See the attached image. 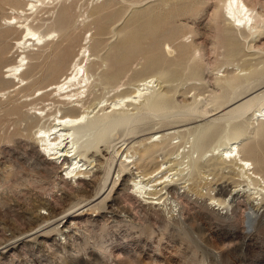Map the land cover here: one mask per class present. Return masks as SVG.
Returning <instances> with one entry per match:
<instances>
[{"label":"rangeland","instance_id":"374dc122","mask_svg":"<svg viewBox=\"0 0 264 264\" xmlns=\"http://www.w3.org/2000/svg\"><path fill=\"white\" fill-rule=\"evenodd\" d=\"M57 1L40 7L37 12L24 10L21 13L19 10L22 9L17 8L24 1L0 0L1 48L8 42L1 49V52H6H0L2 58L0 77L4 76L7 64L16 62L22 51L20 45L16 44L22 37V31L15 25H8L6 19L18 16V20H24L30 17L32 25L43 32L59 29L61 13L68 12L67 15L72 16L71 25L80 19V23L77 22L72 35L70 34V41H63L58 45V41L66 38L58 32L61 37L55 33L53 36L55 41L46 47L48 49L46 51L54 50L56 54L58 53L56 55L58 58L53 57L56 62L53 69L44 68V71L31 78V83L25 87L0 83V91L5 93L3 96L0 95V264H264V183L258 182L259 179L251 183L247 175L244 177L242 173H238L240 172L237 170L238 165L224 162L220 158L217 160L218 156L209 150L216 145L217 137L214 136L202 143L207 144L201 146L203 152H193L192 146L193 133L201 124L214 117L220 119L224 117L221 122H229L230 117H225L224 114L227 111L228 99L243 92L244 95L250 96L264 94V65L258 66V73L252 71L253 75L249 73L248 61L244 59L243 62L241 58L245 57L244 54L235 57L228 53L225 44L227 35L222 34L228 29L229 23L226 19L229 15L224 8L226 0H78L79 3L77 0ZM245 1L264 17V0ZM106 2L108 5L104 6L106 8L104 11H107L110 17L106 21H99L100 15L92 12L98 5L101 7ZM12 3L16 5L13 6ZM71 4H74V8L68 9ZM151 14L155 19L159 16V22L162 23H158L160 27L158 24L154 27H159L158 34L154 33L156 29L153 31L154 28L149 27L151 26L149 22L155 20L149 17ZM144 16L151 20L148 22ZM81 17H84L82 23ZM142 19L147 23H143ZM135 22L136 24L141 22L137 26L139 30L143 28L141 32L145 31L147 34L150 28L153 33L150 31L149 36L146 34L140 36L138 34L141 32L138 29L137 34L128 32L135 31L136 27L133 28ZM100 23L104 26V31L101 30ZM82 24H85V27ZM127 27H130L128 31ZM124 28L132 37L134 35L140 37L138 40L142 39L138 41L140 45L138 43L136 45L137 54H134L136 50H133L131 53L133 55L129 57L128 64L131 70L129 74L135 79L153 78L150 87H158L157 78L154 77L159 74L157 70L159 72L160 68L148 67L152 58L158 57L161 52L172 64L181 61L178 63L181 64L180 72L177 74L176 82L174 81L177 89L174 87L171 98L176 100V105L180 104L179 107H184L183 104L186 103L192 102L196 105L194 102H200L201 108L207 107L208 115L203 117L195 115V118L192 114L187 115L188 117L172 115L169 122H166L167 125L157 124V120L151 119V122H145L147 125L145 123L141 125L134 136L130 135L126 139V145L122 147V129L116 131L108 141L109 144L100 143L98 148L91 150L90 158L100 159V164L97 165L98 160L91 162L94 167L90 169L88 176L76 182L70 174L62 171L69 165L66 164L67 161L62 162L63 158L59 161L49 159V156L44 155L38 147L36 131L41 127H50L54 122V115L50 116L51 119L43 117V114L33 118L32 113L27 112L32 105L37 111L41 110L39 112L43 111L45 114L60 115L72 110L82 113L86 108L88 111L89 109L93 111L94 108L98 111L99 107L94 105L97 102L96 95L99 98L105 93L99 81L95 83L91 95L86 98H83L86 94L78 95H81L82 101L84 100L80 103L75 101L78 96L63 99L59 92L54 91L56 95L48 88L58 81L62 74L68 72L71 61L82 45H90L91 49L100 55L105 56L106 53L111 55L120 41V34L125 35ZM118 31L120 34H115ZM75 35L76 37H72ZM64 46H67L66 49ZM241 47L246 54L257 52L256 56L260 54L259 59H264V32L259 36H250L247 40L242 39ZM155 51H158V54ZM36 52L34 50V53ZM44 58L45 55L40 62ZM28 61L29 66L38 62L37 59L30 57ZM99 63L98 61L96 63V60L95 65L93 63V70L97 75L104 69L102 63ZM156 68L158 69L155 70ZM228 72L236 73L242 78L236 82L237 85H234L235 82L231 83L234 88L224 83ZM48 74L50 76H43ZM247 76L250 78H246ZM251 76H257L258 80ZM137 83L140 81L137 80ZM16 84L17 81L14 85ZM238 84L242 86L236 88ZM39 89L48 91L39 95ZM234 89L237 90L236 94ZM223 92L225 97L221 102L224 105L216 103V106L209 103L214 93ZM83 103L84 108L81 105ZM42 109H45V112ZM175 119L176 121H171ZM239 120L232 117L230 121ZM159 126L170 132L167 141L161 143L165 146V151H156L152 161L154 163L141 165L131 163L129 168L119 175L120 155L124 154V158L125 154L129 153L134 156L128 160H137L138 147L130 146L143 137L147 141L150 133L157 131ZM146 133L147 136H143ZM155 138H158V135ZM252 139L254 138L249 140ZM110 141L116 144V150L121 147L120 155H116L115 150L109 147ZM129 141L132 143L127 145ZM159 145L154 149L157 150ZM261 150L264 159V142ZM236 152L235 149L233 154ZM113 158L115 161L111 164ZM83 163L84 161L80 162ZM161 164L166 168L153 178L158 177L157 179H161L162 182L156 186L148 185L155 189L152 194L143 195L131 189L130 181L137 174L142 176L137 178L138 181L142 179L138 185L144 189L149 179L153 178H143V173H150ZM110 166L114 177L113 179L110 177L103 187V196L87 204L88 198L95 195L104 185L105 172ZM137 171L139 172L136 174ZM151 183L153 182H149ZM75 204L78 205L70 210L66 223L62 220L44 221V217L49 216V213L61 218L63 213ZM252 212H255V216L251 214ZM64 229L68 232L66 233Z\"/></svg>","mask_w":264,"mask_h":264},{"label":"bare ground","instance_id":"6f19581e","mask_svg":"<svg viewBox=\"0 0 264 264\" xmlns=\"http://www.w3.org/2000/svg\"><path fill=\"white\" fill-rule=\"evenodd\" d=\"M54 1L55 0H22L23 3L20 5V7H18L19 5H17V7H18L17 9H22V10H19V11H21V13L24 10H30V11L32 10L34 12H37L40 7L50 5V4L54 3ZM64 1H66V0H64ZM76 2H78V0ZM12 4H14L13 6L16 5L15 3H12ZM128 4H130V3H128ZM73 5L74 4H71L67 8L72 9V8H74ZM105 5H108V2L101 5V7H99L100 5H98V7H96V9L92 12L93 14L100 15L99 21H106L110 17L108 12L104 11V10H106V8H104ZM122 5H124V4H122ZM224 8L226 9L227 14L229 15V16H227L228 18H226L229 23L227 22L228 23L227 24L228 29H225L222 34L226 33V35H227V37H226L227 43L225 41L224 42H225V44H227V49H228L229 55L235 56V57H237V56L240 57L241 55L244 54L245 57L243 56L241 58H243V62H244V59L249 62L250 65L247 62V66H250L249 67L250 69L248 68L249 73L251 74L252 71L255 73H258V71H257L259 69L258 66H260L261 64L264 65V59L263 58L259 59L260 54L258 56H256L257 52H255V54L254 53H247L246 54L241 47V43H242V39L247 40L250 36H254V35L259 36L264 32L263 31V29H264V17H263V15L259 11H256L255 8L250 7L246 3L245 0H226L224 2ZM77 9L78 8H76V10ZM107 10H109V9H107ZM77 12H74V13L77 14ZM83 13L85 14L86 12H83ZM83 13H81V16ZM140 13H142V12H140ZM67 14H68V12L61 13L62 16L59 18V29L58 30H51V31L49 30L48 32H43L40 29H36L34 27V25H32L31 21H29L30 17L24 18V20H18V16L17 17L13 16L11 18L9 17V19H6V23L8 25H15L17 28H19L22 31V37L19 38V40H17V43H16V44L20 45V49L22 48V51H21V54L19 53L20 55H18V60H16V62H11V63L9 62V64H7V67L5 66L6 70L4 72V76L0 77V83L11 84L12 86H15V87H17V86L18 87H22V86L25 87L31 83V78L36 76V74L38 75L39 72L44 71V68L46 70L53 69V65L56 63L54 61L53 57L55 58V56L58 53L56 54L54 52V50L53 51H50V50L46 51V50H48V49H46V47H48L50 45V43L54 40V38H53L54 34L55 33L58 34V32H61L66 37L61 42L58 41L59 42V43L57 42L58 45L60 43H63V41H70V36L72 35L71 33L76 28L77 22L80 21V19L78 18L76 23L71 25L70 18L72 16L70 17V16H68L69 14L68 15ZM146 15H148V14H146ZM116 16H117V14H116ZM138 16H140V15H138ZM133 17H134V15H133ZM149 17L152 18L153 17L152 14H151V16L149 15ZM158 17H157V19H155V17H153V19H155V20H152V22H149L151 19H148L147 17H145V19H148L149 24L151 23L150 24L151 26H149L150 28L156 27L158 23L162 24L161 22H159L160 19ZM83 18L81 17V23H82ZM85 19H86V17H85ZM113 19H115V18H113ZM145 19H142V20H144L143 23H147L145 21ZM92 20H94V19H92ZM133 20L136 21V19H133ZM95 21H98V20H95ZM103 23H105V22H103ZM140 23H138V24H140ZM100 24L102 25V23H100ZM134 24H135L134 26L132 24L130 26L131 27L133 26V28L136 27L135 31H130V30L128 31V29L130 27H127L126 28L127 30L124 28L123 29V33L125 34V35L123 34L124 36H122V34H120L119 31L115 32V34H117V33L120 34V41H119L118 45H116V48H115V50H113L114 52L111 55H109L107 53L105 56L100 55V53L93 51V49H91L90 45L84 44V45H82V47L80 46L81 48H80L78 54L74 57L73 61H71L70 68L69 69L67 68L68 72L62 74L60 76V79L58 81H56L55 83H53L52 85H50V88H48L49 90H51L53 92L54 91L59 92L63 99L70 98L72 96H78L79 94H81L83 96H84V94H86V96L83 97V98H86L88 95H91L94 92L93 87L96 85L95 83L97 81H99L100 85L103 86V89H104L103 91H105V93H102L104 96L99 97V98L97 97L98 95H96L95 99L97 102L94 105H96L97 108L99 107L98 111L94 110L95 108L93 107L94 108L93 111H90L91 109H89V111H88L87 110L88 108H86V110H84L82 113L72 112L73 111L72 110L71 112H66V113H64V112L62 113V111H60L62 114L58 115L56 113L55 114L54 113L53 114H45V113H42L43 111L39 112L41 110L37 111V108H35V106H33V105L30 106V108L28 109L27 113L28 114L32 113L31 117L35 116L38 118L39 115L42 116L41 114H43V117H45V116L50 117V116L54 115V119H53L54 122L50 127H48V128L41 127L36 131L35 137L37 138L38 147L40 148V151H42L44 153V155L49 156V159H54V160L59 161L63 158L62 162L67 161L68 163H66V164H69V165H66V167H64V169L62 171H66V173L70 174V177L72 179L75 178L76 182L80 178H86V176H88L87 174L91 171L90 169L94 167L91 164V162L94 163V161L98 160L99 163H97V165L100 164V161H99L100 159H98V158L91 159L90 158L91 150H94L93 148H98L100 143L101 144L108 143V141L111 140L110 138L115 134L116 131H119L120 129H122V133H121V136L123 138V144L121 145V147H122L124 144L126 145V139H128V137L130 135L134 136L135 133L139 130V127H141V125L143 126V124L147 121L151 122V119L154 121L157 120L158 121L157 124L164 125L167 121L169 122V120H170L169 117L172 115H174V116H181L182 115V116L186 117L187 115L189 116V114H190V116H191V114H192V116H194V118L196 116L203 117V116L208 115L207 107L201 108L199 105L200 102H194V103H196V105H194L192 102H191V104L186 103V105L183 104L184 107H179L178 105H180V104L176 105V100L171 98L172 93L174 92L175 88L177 89V87L174 86V81L177 80V74H178V72H180L179 66L181 64H178V63H180L181 61L178 63L172 64L167 60L168 57L164 54H161V52H160V55H163V56L159 55L158 57L156 56V58H152V57L148 56L150 59L152 58L151 62L148 64V67L150 68L152 66H157L160 68L159 72L157 70L158 68L155 69V70H157V73H159V74L156 75V73H155L156 76L154 77V78H157V81H158L157 86L158 87H153V88L150 87L151 86L150 82H152L153 78H147V77L145 78L144 77L141 79H135L133 76H131V74H129V71H131L130 67H129L130 64H128L129 57L131 55H133L131 53H133L136 50L135 48L137 47L136 45H137L138 41L142 40V39L138 40L139 36L135 37L133 35V37H132L130 34H128L126 32V31L132 32V34L134 32L137 34L138 30H139L137 28L138 24H136V22ZM147 25L148 24H146V26ZM158 26L160 27L159 24H158ZM140 27L141 26H139V28ZM159 27L153 29V31L156 29L154 31V33L158 31ZM79 28H81V27H79ZM133 28L131 30H133ZM150 28H149V32L151 31L153 33V31L150 30ZM83 29H85V28H83ZM136 29H138L137 32H136ZM140 29L143 30L142 27ZM7 30H5V31L7 32ZM101 30L104 31L103 25L101 26ZM124 30H126V31H124ZM142 30H139V32H141ZM146 31H147V29H146ZM143 32H141L138 35L144 36V34H146V32L145 31H143ZM149 32L146 35H148ZM3 33H5L4 30H3ZM96 33H97V31H96ZM106 33H107V31H106ZM142 33H143V35H142ZM57 34H56V36H57ZM157 34H158V32H157ZM146 35H145V37H146ZM4 36L5 35H3V37ZM121 36L123 37L122 39H121ZM151 36L152 35H150V37ZM8 37L9 36H7V38ZM72 37H76V35L72 36ZM142 38H144V37H142ZM152 38L154 39L155 37L153 36ZM60 39H62V38H60ZM142 42L143 41H141V44H143ZM0 44H2V43H0ZM5 44L7 45L8 42ZM5 44L3 47H5ZM138 44L140 45V42ZM98 45L99 44H97V46ZM66 47H65V49H66ZM73 47H74V45H73ZM2 48L0 46V52H1ZM7 49H9V48H7ZM7 49H5V50H7ZM140 49H138V52ZM34 50L37 52L34 53ZM182 50L184 51V49H182ZM5 52L2 51L1 53H5ZM109 52H110V50H109ZM155 52H157V54H158V51H155ZM154 53H153V55H154ZM134 54H137V50H136V53H134ZM44 55H45L44 60L40 62V59ZM164 56H165V58H164ZM29 57L32 59H35V60L37 59L38 62L36 63L34 61L36 64L35 65L33 64V66L32 65L29 66L28 65L29 64V61H28ZM56 57L58 58V56H56ZM67 59H68V57H67ZM4 60H5V58H4ZM95 60H96V63H97V61H98V63H99V61H101L102 67L104 68V69L102 68L103 70H101V73L98 75L93 70V66L95 65ZM61 61H62V59H61ZM253 61H256V62L254 63ZM2 63H3V61H2ZM93 63H94V65H93ZM101 63H99V64H101ZM245 65H246V63H245ZM263 65H262V67H263ZM97 66H101V65H97ZM194 69H192V70H194ZM193 73H195V72L193 71ZM43 76L44 77L50 76V74L43 75ZM256 77L257 76H253L252 78H255L258 80V78H256ZM239 78H240V75H238L236 73H229L228 72V75H226V77L224 78V83H228L231 86V83L235 82L234 85H237ZM246 78H250V76H247ZM240 79H242V78H240ZM137 80H139L140 83H137ZM16 81L18 82V84L14 85L16 83ZM12 83H14V84H12ZM141 85L142 86L144 85V86L142 87ZM234 85L231 87L234 88ZM241 86H242V84H238V86L236 88H240ZM13 89H15V88H13ZM38 91H39L38 92L39 95H43L48 90L47 89L46 90L39 89ZM236 92H237V90L234 89V94H236ZM3 93L4 92L0 91L1 96L5 95V93L4 94ZM54 94L57 95V93H55V92H54ZM244 94L245 93L243 92V93H240L239 95L237 94L238 96L234 95L230 100L229 99L227 100V103L228 102L229 103L226 105L227 111L224 114L226 115L225 117H227V116L230 117L228 123H222L221 122L224 117L223 118L221 117V119L219 117H214L212 119H209L208 122L203 123L196 128L195 132L193 133V135H194V140H193V145H192L193 146V152H198V153H200L201 151L203 152V148L201 146L207 145V144L202 145V143L205 141H208L210 138H213L215 136V137H217L216 145H214L213 149L210 148L209 150H210V152L213 151V155L218 156L217 160L220 158L224 162H227V163L233 162L230 164L235 163V165H238V167H237L238 169L236 168L238 171H240L238 173L239 174L242 173V175H244V177L247 175V178H250L251 183L255 182L257 179H259V181L257 180L258 182L262 181L264 183V174H263L264 159L262 158L263 155H261V153H262L261 147L263 146V142H264V94L253 95V96L252 95L250 96L249 94H247V95H244ZM81 95L78 96L75 100L78 103L84 101V100L82 101V99H80ZM223 97H225L224 92L220 93V94L214 93V95L211 96L209 103H213L216 106H217L216 103H218V104L221 103L220 106H222V105H224V103L221 102ZM14 100L15 99H13V101ZM85 101H87V100H85ZM68 104H69V102H68ZM81 105L83 107L84 103ZM94 105H91V106H94ZM16 106L17 105H15V107ZM74 106H76V104ZM79 106H80V104L78 105V107ZM17 109H18V107H17ZM34 109H35V111H32ZM75 109H77V108H74V110ZM42 110H44V112H45V109H42ZM217 116H219V115H217ZM232 117H234L236 119H240L239 122L238 121H236V122L230 121ZM51 118L52 117H50V119ZM43 119L48 120L49 118L48 119L43 118ZM171 121H176V119L171 120ZM165 125H167V123ZM147 133L143 136H147ZM169 134H170V132H168V130L166 128H161V126H159L157 131H152L150 133L147 141L144 140L145 137L141 138L140 140L138 139L139 141H135V142H134V140H132V142H134V144H133V146H130V147H135V146L138 147L137 148L138 149L137 154L139 156H138L137 160H135V159H131V160L129 159L128 160L129 157L134 156V155H129V153H126L125 157L123 158L124 154L120 155V149L119 148H121V147H118V149L116 150V144H114L110 141L111 143H110L109 147H112V149L115 150L114 152L116 153V155L121 156L119 159V163H118V165L120 164V168L118 171L119 175L121 173H123L125 170H127L129 168V164H131V163L141 165V164H149L150 162L154 161V156H155L154 154L156 153V151H158V150L160 151V150L165 149V146H163V144L161 145V143H163V141H164V143L167 141V139L169 138ZM157 135H158V138H155V136H157ZM250 138H254V139H252L250 141L249 140ZM260 138H263V139H260ZM119 139H120V136H119ZM158 142H160V143H158ZM131 143L129 141V143L127 145H129ZM229 144H230V146H228ZM158 145L160 147H158L157 150H155L156 149L155 146L157 147ZM233 146H235L236 148H233ZM200 148H202V149H200ZM235 149L237 150V152L235 154H233V151ZM209 150H207V151H209ZM114 158H113L111 164H113V162L115 161ZM134 160H135V162H134ZM81 161H84V163L80 164ZM193 161L195 164V160H193ZM88 162H89V164H85ZM216 162H213V163H216ZM152 163H154V162H152ZM196 164H197V161H196ZM221 164L222 163H220V165ZM211 165H213V164H211ZM191 167L193 168V166H191ZM194 167H195V165H194ZM136 168H138V167H136ZM165 168L166 167H163V164H161L156 170H154L150 173H143V178L144 177L153 178L157 175V173L159 174ZM234 168H235V166H234ZM106 171L107 172H105L106 175L104 177V183H103L104 185L102 186V188H99V190L95 193V195L88 198L87 204H91V203L95 202L97 199L101 198L103 196V190H102L103 187L108 182L110 177L113 179L114 173L112 172V167L110 166L109 169ZM138 172L139 171H137L136 174ZM68 174H66V175H68ZM138 177H142L141 174H137L136 176H134V178L130 181V186H132L131 189L134 190V192L141 193V194L143 193V195L147 194V193L152 194L153 193L152 191L155 189H154V187L151 188L150 186H156V185H158V183L160 184L162 182L161 179L160 180L157 179L158 177L153 178V179H149V181L146 184L147 187L145 185L144 189H141L140 188L141 186H139L138 184H140L142 182V179L140 178V180L138 181L137 180ZM149 182H153V183L149 184ZM148 185H150V186L148 187ZM77 205L78 204H75L71 208H69L67 211H65L61 218L55 217L49 213V216L47 215L46 217H44L45 218L44 221L48 222L51 220L52 221L62 220V221H64V223H66L67 222L66 217L69 216L71 213L70 210L75 208ZM254 213L255 212H252L251 214L254 215ZM252 215H249V216H252ZM64 231L66 233L68 232L67 229H64Z\"/></svg>","mask_w":264,"mask_h":264}]
</instances>
